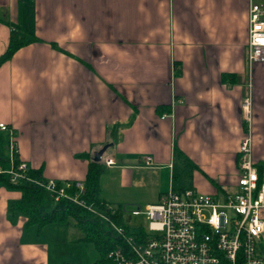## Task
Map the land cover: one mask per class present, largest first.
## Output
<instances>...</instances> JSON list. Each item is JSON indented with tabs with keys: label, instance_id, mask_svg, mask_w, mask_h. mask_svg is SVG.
Here are the masks:
<instances>
[{
	"label": "crops",
	"instance_id": "0c3cea01",
	"mask_svg": "<svg viewBox=\"0 0 264 264\" xmlns=\"http://www.w3.org/2000/svg\"><path fill=\"white\" fill-rule=\"evenodd\" d=\"M247 22L248 0H0V55L13 31L37 39L0 66V123L42 178L83 182L102 150L105 206L124 208L134 189L153 188L136 202L146 206L164 193L162 172L169 188L177 180L176 158L177 189L236 192L249 97L252 160L264 182V63L249 70ZM20 196L0 187V264H48L51 224L11 215ZM258 251L264 260V233Z\"/></svg>",
	"mask_w": 264,
	"mask_h": 264
},
{
	"label": "built area",
	"instance_id": "2783aa9c",
	"mask_svg": "<svg viewBox=\"0 0 264 264\" xmlns=\"http://www.w3.org/2000/svg\"><path fill=\"white\" fill-rule=\"evenodd\" d=\"M246 47L249 70L264 63V0H248ZM250 106L247 97L241 104L247 130L238 148L236 192L207 195L170 187L156 203L130 212L146 221V227L136 231L128 232L106 213L98 215L120 239L121 246L108 254L112 264H264L258 251L264 233V182L252 160ZM0 131L7 138L6 154L0 157L8 164L0 165V175L15 185H34L54 202L68 200L96 214L78 200L85 190L83 182L31 177L29 166L18 158L13 130L0 123ZM145 163L149 165L150 158Z\"/></svg>",
	"mask_w": 264,
	"mask_h": 264
},
{
	"label": "trees",
	"instance_id": "16d2710c",
	"mask_svg": "<svg viewBox=\"0 0 264 264\" xmlns=\"http://www.w3.org/2000/svg\"><path fill=\"white\" fill-rule=\"evenodd\" d=\"M34 41H37V39L27 32L21 30L13 31L4 53L0 55V66L8 61L20 48ZM4 146L6 151V145ZM0 165L5 168L8 167V164L1 157ZM29 174L34 178H42L38 171L30 167ZM101 174L102 167L100 163L91 161L87 165L83 180L85 190L78 197V200L82 201L86 207L91 206L104 211L115 224L124 227L129 232V228L122 220V207H106L100 199L99 179ZM0 187L18 191L21 194L18 200L9 202L8 211L11 215H21L27 219V225H37L38 227L52 223L66 224L70 220L74 221L83 234V240L92 243L99 252V259L93 264H112L108 254L116 247L121 246L120 239L98 216H94L86 208L64 199L58 202H54L51 199V210L47 212L43 206L45 197L43 190L26 183L12 185L9 177L5 174L0 175ZM111 209H114V213H111Z\"/></svg>",
	"mask_w": 264,
	"mask_h": 264
},
{
	"label": "rangeland",
	"instance_id": "374dc122",
	"mask_svg": "<svg viewBox=\"0 0 264 264\" xmlns=\"http://www.w3.org/2000/svg\"><path fill=\"white\" fill-rule=\"evenodd\" d=\"M13 130V129H12ZM14 131V130H13ZM6 138L5 133L0 131V146H2L3 139ZM102 162V161H101ZM174 164V175L177 176V180L172 183L171 187L174 189L180 188L184 175L183 167H179L177 164ZM103 164V162H102ZM103 173H107V169L103 166ZM163 173V172H162ZM160 174V183H159V192H166L169 189V179L165 174ZM188 174H190L188 172ZM11 183V182H10ZM13 185V183H11ZM104 191L102 193L103 197H106V193L110 192L108 185H106V180H104ZM153 188H148L145 190L134 189L131 196L125 197L126 201H123V207L125 209L123 213L122 220L126 226L129 227L130 230L136 231L139 228L146 227V221L144 216H132L130 212L136 208H143L145 203H136L147 196L149 197L151 193H153ZM122 193V192H121ZM44 209L49 212L51 210V197L45 193L44 197ZM104 210V209H103ZM94 216L105 215V212L102 210L95 209L93 207ZM101 218V217H100ZM58 227L57 234L55 230L51 231L52 227ZM48 231V232H47ZM47 235L51 239L53 238V243L49 245L48 264H93L96 260L99 259V252L96 250L94 245L89 242H85L83 240V235L81 231L78 229L76 223L71 221L66 224H56L52 223L51 225L46 226L43 232L44 239L47 240ZM52 236V237H51ZM49 240V238H48Z\"/></svg>",
	"mask_w": 264,
	"mask_h": 264
},
{
	"label": "water",
	"instance_id": "95a60500",
	"mask_svg": "<svg viewBox=\"0 0 264 264\" xmlns=\"http://www.w3.org/2000/svg\"><path fill=\"white\" fill-rule=\"evenodd\" d=\"M102 150H100V151H98L96 154H95V156H94V161L95 162H98L99 160H100V157H101V155H102Z\"/></svg>",
	"mask_w": 264,
	"mask_h": 264
},
{
	"label": "bare ground",
	"instance_id": "6f19581e",
	"mask_svg": "<svg viewBox=\"0 0 264 264\" xmlns=\"http://www.w3.org/2000/svg\"><path fill=\"white\" fill-rule=\"evenodd\" d=\"M125 224V223H124Z\"/></svg>",
	"mask_w": 264,
	"mask_h": 264
}]
</instances>
